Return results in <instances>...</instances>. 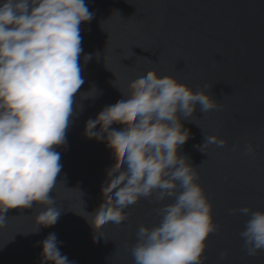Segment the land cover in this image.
<instances>
[{"label":"water","instance_id":"obj_1","mask_svg":"<svg viewBox=\"0 0 264 264\" xmlns=\"http://www.w3.org/2000/svg\"><path fill=\"white\" fill-rule=\"evenodd\" d=\"M85 3L94 16L80 25L84 84L76 95L83 111L71 118L66 146L57 149L62 168L50 193L61 214L55 225L29 233L36 230L35 217L44 206L9 211L6 227L0 229V264H42L39 242L50 233L73 264H134L130 249L136 231L140 224L159 222L153 211L158 205L142 198L125 210L124 222L102 224L94 231L86 220L103 202L102 186L114 159L104 142L83 133L88 119L122 99L117 88L125 90L151 69L175 76L194 91H208L220 105L206 113L197 105L193 117L182 118L190 138L178 150L198 167L197 182L219 229L206 241L205 264H264V251L248 256L243 247L239 233L247 217L229 211L244 206L264 210V0ZM85 55L92 57L87 63ZM206 84L213 87L206 89ZM93 86L99 95L85 98L90 93L83 92ZM204 136H216L226 145H211L205 154L198 147ZM247 143L254 154H245ZM223 251L228 255L221 260Z\"/></svg>","mask_w":264,"mask_h":264},{"label":"clouds","instance_id":"obj_2","mask_svg":"<svg viewBox=\"0 0 264 264\" xmlns=\"http://www.w3.org/2000/svg\"><path fill=\"white\" fill-rule=\"evenodd\" d=\"M93 16L85 0H0V229L11 210L44 206L29 233L55 225L61 214L50 195L62 168L57 149L66 146L71 118L83 111L76 95L84 84L80 25ZM117 89L122 99L85 123V138L104 142L114 159L102 186L103 202L86 221L94 231L102 224H121L127 208L150 199L158 205L153 211L159 222L139 225L130 249L134 264H205L206 241L219 229L197 182L198 167L178 150L190 138L182 118L193 117L197 105L202 113L220 105L208 91H194L156 69ZM83 93L92 99L99 95L94 86ZM214 144L223 147L226 141L204 136L198 147L206 154ZM254 152L247 143L245 154ZM229 211L247 217L239 233L246 255L264 251V210ZM39 243L42 264H73L61 254L55 233ZM227 255L223 251L219 258Z\"/></svg>","mask_w":264,"mask_h":264},{"label":"snow or ice","instance_id":"obj_3","mask_svg":"<svg viewBox=\"0 0 264 264\" xmlns=\"http://www.w3.org/2000/svg\"><path fill=\"white\" fill-rule=\"evenodd\" d=\"M260 254V253H259Z\"/></svg>","mask_w":264,"mask_h":264}]
</instances>
